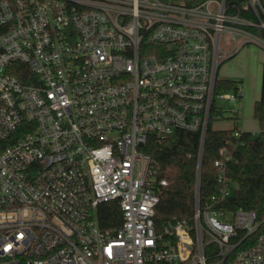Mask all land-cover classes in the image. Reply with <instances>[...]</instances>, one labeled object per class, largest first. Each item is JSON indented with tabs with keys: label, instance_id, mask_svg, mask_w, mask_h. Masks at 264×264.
I'll use <instances>...</instances> for the list:
<instances>
[{
	"label": "built area",
	"instance_id": "1",
	"mask_svg": "<svg viewBox=\"0 0 264 264\" xmlns=\"http://www.w3.org/2000/svg\"><path fill=\"white\" fill-rule=\"evenodd\" d=\"M246 43L264 49V0H0V264H264L227 146L202 190L214 108L243 95L219 69ZM177 130L200 139L194 211L159 232L167 179L143 147Z\"/></svg>",
	"mask_w": 264,
	"mask_h": 264
},
{
	"label": "trees",
	"instance_id": "2",
	"mask_svg": "<svg viewBox=\"0 0 264 264\" xmlns=\"http://www.w3.org/2000/svg\"><path fill=\"white\" fill-rule=\"evenodd\" d=\"M239 7L247 0H233ZM237 53V52H236ZM235 54L229 58L234 57ZM240 81L220 78L219 91H237ZM225 109L214 108L204 147L202 162L203 195L217 189L215 160L220 149L227 146L231 157L227 174L235 183L227 204L231 209L243 207L255 211L264 218V63L262 69L261 94L254 104V117L258 120V132L243 131L240 138L235 131L239 115L230 116L234 126L229 129L213 128L217 116L224 117ZM200 146L199 135L177 130L169 137L159 139L152 135L143 150L153 160V169L159 178H166L167 185L161 187V199L156 207L155 223L159 232L171 223L190 220L194 211V185ZM103 227L117 228L121 222V210L116 202H106L99 209Z\"/></svg>",
	"mask_w": 264,
	"mask_h": 264
},
{
	"label": "rangeland",
	"instance_id": "3",
	"mask_svg": "<svg viewBox=\"0 0 264 264\" xmlns=\"http://www.w3.org/2000/svg\"><path fill=\"white\" fill-rule=\"evenodd\" d=\"M228 40V35L224 37ZM238 41L242 38L238 36ZM232 58L222 61L219 69V78H228L240 81L242 83V98L236 101L220 100L218 105L225 109L224 117L217 116L213 121L215 129H229L234 126V120L229 118L238 114L239 120L237 126L240 129L249 131L259 130L260 125L254 117V104L260 97L261 91V73L264 63V49L254 43H246L239 49Z\"/></svg>",
	"mask_w": 264,
	"mask_h": 264
},
{
	"label": "crops",
	"instance_id": "4",
	"mask_svg": "<svg viewBox=\"0 0 264 264\" xmlns=\"http://www.w3.org/2000/svg\"><path fill=\"white\" fill-rule=\"evenodd\" d=\"M262 69H263V65H262ZM261 84H262V73H261ZM260 94H261V91H260ZM243 130V129H242ZM245 130V129H244ZM245 131H249V130H245ZM259 130H254V131H251V132H258Z\"/></svg>",
	"mask_w": 264,
	"mask_h": 264
}]
</instances>
